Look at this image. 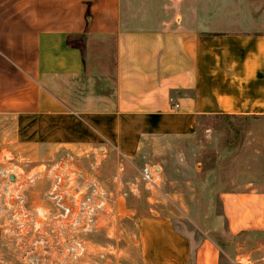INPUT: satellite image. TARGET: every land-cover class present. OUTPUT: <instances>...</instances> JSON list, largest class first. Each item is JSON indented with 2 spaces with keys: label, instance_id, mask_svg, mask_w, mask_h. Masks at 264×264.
Listing matches in <instances>:
<instances>
[{
  "label": "crops",
  "instance_id": "1",
  "mask_svg": "<svg viewBox=\"0 0 264 264\" xmlns=\"http://www.w3.org/2000/svg\"><path fill=\"white\" fill-rule=\"evenodd\" d=\"M147 7L164 14L148 22ZM131 15L139 27L123 26ZM85 74L95 93L79 91ZM0 113L102 134L100 119L112 132L121 119H169L181 135L202 115L264 118V0H0ZM221 183L223 232L264 233V173ZM134 239L143 264H264L158 213L137 217Z\"/></svg>",
  "mask_w": 264,
  "mask_h": 264
},
{
  "label": "rangeland",
  "instance_id": "2",
  "mask_svg": "<svg viewBox=\"0 0 264 264\" xmlns=\"http://www.w3.org/2000/svg\"><path fill=\"white\" fill-rule=\"evenodd\" d=\"M144 9L142 14L149 22L150 18L164 14L165 8ZM139 25L133 15L123 23L127 28ZM83 79L79 91L95 93L96 79L87 74ZM100 121L106 134L74 119L0 113L3 166L11 162L28 170L69 150L78 153V160L85 166L93 160V150H105L99 169L101 177L111 184L117 161L123 162L124 175L119 186L125 192L124 201L130 214L119 221L112 239L103 232L86 235V239L97 245L93 246L96 264H143L134 239L136 221L141 215L155 213L170 217L176 226L187 231L207 232L217 243L226 246L230 256L238 251L253 258L264 254V233L229 237L223 232L217 198L224 185L221 182L228 175L247 178L264 173V118L202 115L181 135L171 132L170 128L177 127L178 122L169 119L117 120V132H112L113 120ZM144 165L152 168L157 187L147 186L140 179L139 170ZM45 187L38 180L27 191V201L44 203L41 193ZM3 242L0 236V249L8 255Z\"/></svg>",
  "mask_w": 264,
  "mask_h": 264
},
{
  "label": "built area",
  "instance_id": "3",
  "mask_svg": "<svg viewBox=\"0 0 264 264\" xmlns=\"http://www.w3.org/2000/svg\"><path fill=\"white\" fill-rule=\"evenodd\" d=\"M104 151L93 150L85 166L69 150L28 170L8 161L3 166L0 158V236L9 253L0 249V264H96L97 245L86 235L103 232L112 239L129 216L119 186L123 162L117 161L109 184L99 169ZM153 174L146 165L139 170L147 186L155 184ZM40 179L44 203H29L27 191Z\"/></svg>",
  "mask_w": 264,
  "mask_h": 264
},
{
  "label": "water",
  "instance_id": "4",
  "mask_svg": "<svg viewBox=\"0 0 264 264\" xmlns=\"http://www.w3.org/2000/svg\"><path fill=\"white\" fill-rule=\"evenodd\" d=\"M8 179H9V180H13V179H14V176H13L12 174H9V175H8Z\"/></svg>",
  "mask_w": 264,
  "mask_h": 264
}]
</instances>
